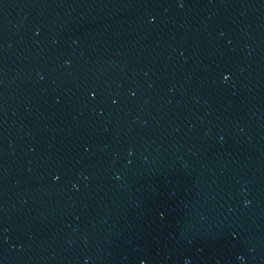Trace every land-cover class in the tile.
<instances>
[{"label":"water","instance_id":"obj_1","mask_svg":"<svg viewBox=\"0 0 264 264\" xmlns=\"http://www.w3.org/2000/svg\"><path fill=\"white\" fill-rule=\"evenodd\" d=\"M0 264H264V0H0Z\"/></svg>","mask_w":264,"mask_h":264}]
</instances>
